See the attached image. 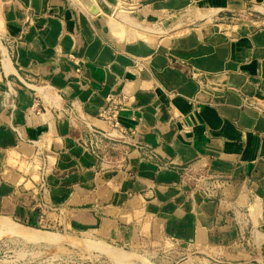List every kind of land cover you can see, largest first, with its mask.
Listing matches in <instances>:
<instances>
[{
  "label": "crops",
  "instance_id": "0c3cea01",
  "mask_svg": "<svg viewBox=\"0 0 264 264\" xmlns=\"http://www.w3.org/2000/svg\"><path fill=\"white\" fill-rule=\"evenodd\" d=\"M94 1L0 0V216L131 264H264V0ZM123 9L165 30L129 39Z\"/></svg>",
  "mask_w": 264,
  "mask_h": 264
},
{
  "label": "rangeland",
  "instance_id": "374dc122",
  "mask_svg": "<svg viewBox=\"0 0 264 264\" xmlns=\"http://www.w3.org/2000/svg\"><path fill=\"white\" fill-rule=\"evenodd\" d=\"M131 0H117V2H129ZM119 13V18H117L120 23L117 21L115 22L120 27L121 34L123 35V26L125 29H129V39L133 38H142V39H150V33L152 31L159 30L160 32L164 31L163 27H157L155 22L151 20L144 19L143 17L138 18V14L136 12L129 11V9H123ZM126 10V11H125ZM116 12V11H115ZM117 14V12H116ZM122 19V20H121ZM132 22V23H131ZM131 29V30H130ZM72 58V57H71ZM40 158L43 160L45 159L43 152H39ZM47 167L45 168V181L44 184H40L42 192L45 189H49V172L46 171ZM211 185H213L214 180L210 179ZM213 182V183H212ZM64 185H70V183H63ZM90 182H72V187L75 189L85 190L90 188ZM206 184V183H205ZM211 185L206 184V186L210 187ZM63 188H67V186H63ZM197 188L201 189V185L199 184L194 186V189ZM203 195L206 198H212L214 195L210 193L209 190L203 192ZM213 193V191H212ZM3 217V216H0ZM8 218V217H6ZM14 225H18L20 227L30 228L19 223L14 222L11 218H8ZM2 228V229H1ZM39 232H45L50 234V239H41V238H30L29 235H23L17 231H11L7 229H3L0 226V264H131V262L137 257L136 254L126 251L123 248L118 246L112 245L103 240H95L91 239L87 236L84 237H76L70 234H65L64 229H47V230H38L34 229ZM55 236H54V235ZM23 236V237H22ZM28 237V238H27ZM88 240V241H87ZM91 242H94L95 246L98 243L99 245H105L112 249H114L113 255H108L104 253L98 246V249H95L94 246L90 245ZM90 243L88 246L87 244ZM169 244V246H168ZM94 248H90V247ZM172 244L170 242L167 243V247H161L160 251L164 250H171L175 251L178 247H170ZM179 251V250H176ZM196 252V251H195ZM128 255L130 258L128 260L122 255ZM197 255V254H195ZM142 260L144 259L147 264L149 262L140 257ZM165 262H159L158 264H230L226 263L225 261H216V259L204 260L203 257H199L201 262L199 261L198 257H178L175 263L170 262L169 257H167ZM172 258V257H171ZM182 258V259H181ZM180 260V261H179ZM203 260V261H202ZM128 261V262H126ZM144 261V262H145ZM145 262V263H146ZM239 264V263H238Z\"/></svg>",
  "mask_w": 264,
  "mask_h": 264
},
{
  "label": "built area",
  "instance_id": "2783aa9c",
  "mask_svg": "<svg viewBox=\"0 0 264 264\" xmlns=\"http://www.w3.org/2000/svg\"><path fill=\"white\" fill-rule=\"evenodd\" d=\"M10 88H13L11 86H9ZM245 105L252 107V108H259V103L254 100V99H250L245 101ZM122 106H121V102H119L118 99L116 98H111L109 103L107 104V106L105 107V109L102 111L101 115L105 117V119L111 121L113 123L114 126L118 127V116H119V112L121 110ZM213 177L209 176V175H200L198 177H195L194 180L197 183V185L199 184V186L201 185V191L205 192L207 190L210 191V193L212 195H214V191L212 193L211 188L208 186H206V184L211 185V181ZM215 182V181H214ZM206 183V184H205Z\"/></svg>",
  "mask_w": 264,
  "mask_h": 264
},
{
  "label": "bare ground",
  "instance_id": "6f19581e",
  "mask_svg": "<svg viewBox=\"0 0 264 264\" xmlns=\"http://www.w3.org/2000/svg\"><path fill=\"white\" fill-rule=\"evenodd\" d=\"M83 2V1H82ZM102 12V11H101ZM132 23V22H131ZM0 226L3 227V229H7V230H11V231H17L19 233H22L23 235H29L30 238L34 237V238H41V239H50V234L48 233H45V232H39V231H36L34 229H30V228H25V227H20L18 225H14L11 221H9L8 218L6 217H0ZM2 229V228H1ZM54 235V234H53ZM32 236V237H31ZM55 236V235H54ZM23 237V236H22ZM28 238V237H27ZM88 241V240H87ZM94 242H91L90 243H86L87 246L90 244L92 246L95 247V249H98L96 246H98V243H96L97 245L95 246V244H93ZM90 247V246H89ZM94 247H90V248H94ZM99 249L98 250H102L104 253L108 254V255H113L114 254V249L108 247V246H105V245H99L98 246ZM125 257L126 260H128L130 258V256L124 254L122 255V257ZM144 260V259H143ZM145 261V260H144ZM128 262V261H126ZM146 262V261H145ZM147 263V262H146Z\"/></svg>",
  "mask_w": 264,
  "mask_h": 264
},
{
  "label": "water",
  "instance_id": "95a60500",
  "mask_svg": "<svg viewBox=\"0 0 264 264\" xmlns=\"http://www.w3.org/2000/svg\"><path fill=\"white\" fill-rule=\"evenodd\" d=\"M92 14H98L99 9L94 0H82Z\"/></svg>",
  "mask_w": 264,
  "mask_h": 264
}]
</instances>
